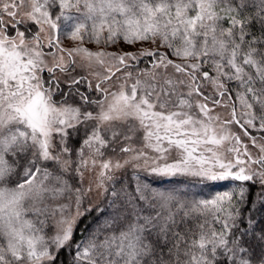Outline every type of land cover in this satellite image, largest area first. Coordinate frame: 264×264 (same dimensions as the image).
<instances>
[{
	"label": "snow or ice",
	"instance_id": "6c2138e0",
	"mask_svg": "<svg viewBox=\"0 0 264 264\" xmlns=\"http://www.w3.org/2000/svg\"><path fill=\"white\" fill-rule=\"evenodd\" d=\"M0 264H264V0H0Z\"/></svg>",
	"mask_w": 264,
	"mask_h": 264
},
{
	"label": "trees",
	"instance_id": "16d2710c",
	"mask_svg": "<svg viewBox=\"0 0 264 264\" xmlns=\"http://www.w3.org/2000/svg\"><path fill=\"white\" fill-rule=\"evenodd\" d=\"M153 183H154L155 185L161 187V188H170V187H173V186H174L173 183H169V182H168V179H167V178H165V179H163V180H160V179L154 180ZM183 187H188V186H187V185H183ZM190 190H191V191H197L198 188L193 187V188H191ZM205 193H207V189H205Z\"/></svg>",
	"mask_w": 264,
	"mask_h": 264
}]
</instances>
